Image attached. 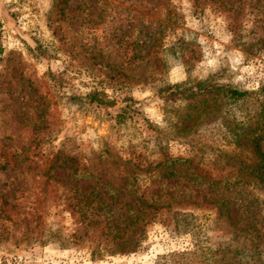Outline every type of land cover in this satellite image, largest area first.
Segmentation results:
<instances>
[{
    "label": "rangeland",
    "instance_id": "rangeland-1",
    "mask_svg": "<svg viewBox=\"0 0 264 264\" xmlns=\"http://www.w3.org/2000/svg\"><path fill=\"white\" fill-rule=\"evenodd\" d=\"M263 132L264 0H0V264H254Z\"/></svg>",
    "mask_w": 264,
    "mask_h": 264
},
{
    "label": "trees",
    "instance_id": "trees-1",
    "mask_svg": "<svg viewBox=\"0 0 264 264\" xmlns=\"http://www.w3.org/2000/svg\"><path fill=\"white\" fill-rule=\"evenodd\" d=\"M212 78L213 77L195 83L182 82L180 84L172 86L173 89L169 91L172 92V95H179L180 98L184 99L192 98L198 95L203 96L212 92H218L217 94L221 93L232 100H239L250 95V92H248L247 90H240L230 85H218L216 83H213ZM79 99H82L88 104H96L98 106H110V102L105 100L106 98L97 91H93L90 94ZM257 138H259V141L260 139H264V134H260V136L257 134L252 139V144L255 145V149L257 151V162L254 167L255 171L251 175V180H254L255 185H261L262 183H264V154L260 150L259 141L256 140ZM174 161L177 162L179 160ZM208 183H211V181H208ZM249 235L252 237V239L258 241L259 243H263L264 247V232L259 230H253L249 233ZM139 243L140 240L134 237L132 238L129 236H117L113 241L112 247L109 252L112 254H128L136 251L138 249ZM263 247L261 248V251L259 253V258L254 261V264H264ZM176 255L178 254H174V256ZM180 257L183 260L177 261V264H218V260L214 258L207 259L205 257H202L201 255H198L197 249L192 252L181 254ZM237 264H240V261L237 262Z\"/></svg>",
    "mask_w": 264,
    "mask_h": 264
}]
</instances>
